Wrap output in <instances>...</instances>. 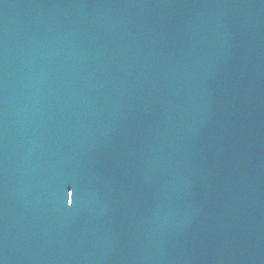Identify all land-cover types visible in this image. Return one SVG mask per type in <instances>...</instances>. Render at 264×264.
<instances>
[{"label": "water", "instance_id": "obj_1", "mask_svg": "<svg viewBox=\"0 0 264 264\" xmlns=\"http://www.w3.org/2000/svg\"><path fill=\"white\" fill-rule=\"evenodd\" d=\"M0 264H264V0H0Z\"/></svg>", "mask_w": 264, "mask_h": 264}, {"label": "snow or ice", "instance_id": "obj_2", "mask_svg": "<svg viewBox=\"0 0 264 264\" xmlns=\"http://www.w3.org/2000/svg\"><path fill=\"white\" fill-rule=\"evenodd\" d=\"M68 203H69V200H68ZM70 203L73 204L74 203V200L72 199Z\"/></svg>", "mask_w": 264, "mask_h": 264}]
</instances>
